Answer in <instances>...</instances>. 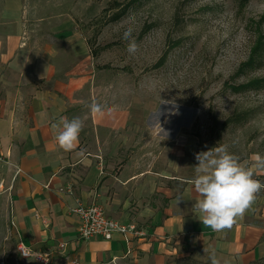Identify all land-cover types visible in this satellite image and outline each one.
<instances>
[{
	"label": "crops",
	"instance_id": "crops-1",
	"mask_svg": "<svg viewBox=\"0 0 264 264\" xmlns=\"http://www.w3.org/2000/svg\"><path fill=\"white\" fill-rule=\"evenodd\" d=\"M37 28L24 27L14 1L0 10V207L18 243L74 264L264 259V190L231 229L203 225L193 208L200 197L195 173L187 170L186 140L170 143L160 167L151 150L143 153L141 141L130 144L128 127L108 138L91 123L74 150L58 147L51 125L77 115L91 87V62L71 26ZM253 178L264 183V172ZM77 201L101 206L108 218L134 225L143 236L79 240L80 221L72 212Z\"/></svg>",
	"mask_w": 264,
	"mask_h": 264
},
{
	"label": "rangeland",
	"instance_id": "rangeland-1",
	"mask_svg": "<svg viewBox=\"0 0 264 264\" xmlns=\"http://www.w3.org/2000/svg\"><path fill=\"white\" fill-rule=\"evenodd\" d=\"M13 1L27 30L71 26L87 44L91 87L74 116L84 120L85 132L93 123L113 138L128 127L130 144L141 141L143 153L159 157V167L171 144L186 140L190 174L196 153L216 145L227 146L253 177L264 172L257 160H264V87L230 88L264 81V0H0V10ZM129 28L138 45L133 54L123 38ZM93 101L105 106L103 116L90 113ZM229 119L235 120L225 126ZM18 246L0 207V264H36ZM48 259L74 264L58 255ZM174 264L211 263L186 257Z\"/></svg>",
	"mask_w": 264,
	"mask_h": 264
},
{
	"label": "clouds",
	"instance_id": "clouds-1",
	"mask_svg": "<svg viewBox=\"0 0 264 264\" xmlns=\"http://www.w3.org/2000/svg\"><path fill=\"white\" fill-rule=\"evenodd\" d=\"M123 38L128 41L127 51L135 53L138 45L132 37L131 28L124 32ZM87 107L93 115L105 114V106L96 101ZM107 111L110 113L112 109L108 108ZM51 127L58 147L68 152L76 148L84 128V120L78 116L72 119L60 117ZM160 129L162 132L163 129ZM166 135L167 133L164 136ZM80 154L83 155V151ZM195 158L198 163L194 166L195 177L192 184L200 197L193 206L198 213L197 217L213 231L231 229L254 203L257 194L264 190V183L254 179L253 171L241 164L239 157L230 153L225 145H216L207 151L196 153ZM257 160L258 165H264V160L259 157ZM182 199L181 196L178 202ZM212 264H219L215 257Z\"/></svg>",
	"mask_w": 264,
	"mask_h": 264
},
{
	"label": "built area",
	"instance_id": "built-area-1",
	"mask_svg": "<svg viewBox=\"0 0 264 264\" xmlns=\"http://www.w3.org/2000/svg\"><path fill=\"white\" fill-rule=\"evenodd\" d=\"M71 192V188L66 189ZM62 192V189L60 190ZM80 221L77 229L78 239L82 241H90L96 237H100L105 241H109L116 233L125 238L129 236L141 237L142 233L138 232L134 225H122L108 218L101 206L96 204L85 205L81 201H77L75 208L72 210ZM18 250L24 258H33L36 264H48V256L44 254H33L29 249L19 244Z\"/></svg>",
	"mask_w": 264,
	"mask_h": 264
},
{
	"label": "trees",
	"instance_id": "trees-1",
	"mask_svg": "<svg viewBox=\"0 0 264 264\" xmlns=\"http://www.w3.org/2000/svg\"><path fill=\"white\" fill-rule=\"evenodd\" d=\"M126 8L127 7L122 9L120 12L114 14L109 19V22H115V21L119 20L125 14ZM260 87H264V81L253 80V81H250V82H247V83H243V84H240V85L230 86L231 90L234 91L235 93L248 91L249 89H251V90L253 89L254 90V89H257V88H260ZM238 118H240V117L238 116ZM235 119H229L228 121H226L224 123V125L227 126L230 122H233Z\"/></svg>",
	"mask_w": 264,
	"mask_h": 264
}]
</instances>
